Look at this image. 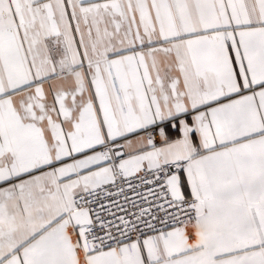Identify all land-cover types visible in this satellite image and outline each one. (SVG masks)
Wrapping results in <instances>:
<instances>
[{"label": "snow or ice", "instance_id": "obj_1", "mask_svg": "<svg viewBox=\"0 0 264 264\" xmlns=\"http://www.w3.org/2000/svg\"><path fill=\"white\" fill-rule=\"evenodd\" d=\"M0 264H264V0H0Z\"/></svg>", "mask_w": 264, "mask_h": 264}]
</instances>
